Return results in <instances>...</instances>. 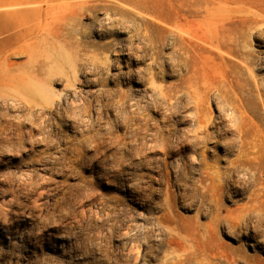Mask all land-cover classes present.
I'll return each mask as SVG.
<instances>
[{"label": "rangeland", "instance_id": "rangeland-1", "mask_svg": "<svg viewBox=\"0 0 264 264\" xmlns=\"http://www.w3.org/2000/svg\"><path fill=\"white\" fill-rule=\"evenodd\" d=\"M0 208V264H264V0H0Z\"/></svg>", "mask_w": 264, "mask_h": 264}, {"label": "bare ground", "instance_id": "bare-ground-1", "mask_svg": "<svg viewBox=\"0 0 264 264\" xmlns=\"http://www.w3.org/2000/svg\"><path fill=\"white\" fill-rule=\"evenodd\" d=\"M189 78L190 77H187L186 79L180 80L174 85L165 87L164 89H162L161 93H163L162 96L166 100L176 99L179 93H182L183 91H186V93H188V95L190 96L192 95L194 96L193 99L195 103V110L192 113V116H193L192 119L195 125L193 126L191 125L192 128H190L187 131V136H186V140H187L186 146L189 147L188 160L191 164H193L197 162L198 157H201V159H203L204 157V151L198 152L197 147L195 146L200 143L199 139L202 140L203 136L207 134L208 129L214 128L215 125H213L210 122L209 118L204 113L205 100L208 97V88L204 87L201 93V90H198L196 87H194V85L192 84V81ZM220 95L224 100L226 99L222 93H220ZM228 103L230 104V107H232L233 109H237V106L235 105V103H233L232 101H229ZM201 162L202 161H200V163ZM213 173L215 174V176H213ZM203 174L205 175L206 178H211L213 181L216 180V177H220L219 171H213L210 175H208L206 172H203ZM1 212L2 210L0 208V215H1Z\"/></svg>", "mask_w": 264, "mask_h": 264}]
</instances>
